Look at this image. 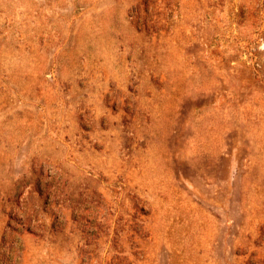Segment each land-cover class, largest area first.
I'll return each mask as SVG.
<instances>
[{"label": "rangeland", "instance_id": "374dc122", "mask_svg": "<svg viewBox=\"0 0 264 264\" xmlns=\"http://www.w3.org/2000/svg\"><path fill=\"white\" fill-rule=\"evenodd\" d=\"M0 264H264V0H0Z\"/></svg>", "mask_w": 264, "mask_h": 264}]
</instances>
